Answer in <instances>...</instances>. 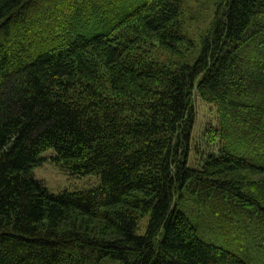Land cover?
I'll return each mask as SVG.
<instances>
[{
    "label": "trees",
    "instance_id": "16d2710c",
    "mask_svg": "<svg viewBox=\"0 0 264 264\" xmlns=\"http://www.w3.org/2000/svg\"><path fill=\"white\" fill-rule=\"evenodd\" d=\"M189 1L0 0V264H264V0H220L192 65ZM51 150L97 188L51 194Z\"/></svg>",
    "mask_w": 264,
    "mask_h": 264
},
{
    "label": "rangeland",
    "instance_id": "374dc122",
    "mask_svg": "<svg viewBox=\"0 0 264 264\" xmlns=\"http://www.w3.org/2000/svg\"><path fill=\"white\" fill-rule=\"evenodd\" d=\"M220 0H194L189 1L186 5V32L193 39L197 48H194L187 57V63L193 64L202 51L201 41L204 36L210 32L214 25V19L217 13V6ZM152 55L160 61L168 62V56L160 50L155 49ZM194 107L196 108L195 126L193 129L191 168H200L201 161L206 159L209 154L218 155L221 149V143L218 140L219 118L215 106L205 104L200 95L194 92ZM204 153L201 156L199 154ZM54 151L47 152L43 155L45 164L35 169V179L41 181L50 193L61 195L67 193H77L82 191L93 190L97 187V177L88 176L82 178L72 176L70 173L63 172L55 163L51 162ZM143 222L145 228L147 222Z\"/></svg>",
    "mask_w": 264,
    "mask_h": 264
}]
</instances>
